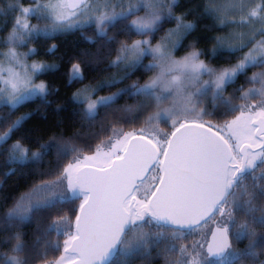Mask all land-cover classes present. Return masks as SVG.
<instances>
[{
	"label": "snow or ice",
	"instance_id": "obj_1",
	"mask_svg": "<svg viewBox=\"0 0 264 264\" xmlns=\"http://www.w3.org/2000/svg\"><path fill=\"white\" fill-rule=\"evenodd\" d=\"M29 2L33 6L0 5V14L18 13L0 42L7 48L0 52V155L11 169L6 176L15 174L14 166L42 165L53 154L56 165L0 219V230L11 232L0 264H135L137 257L153 264V252L164 264H264V0L201 6V18H213L222 31L234 29L214 37L210 52L235 58L224 67L206 63L208 54L195 43L176 58L197 28L174 14L178 0ZM168 22L175 27L160 36ZM86 29L95 38L83 39L96 48L86 55L110 59L109 67L122 72L74 93L88 136H55L36 142L35 151L23 140L9 144L32 114L13 116L27 102L47 103L53 89L39 77L56 67L29 64L37 49L18 48ZM117 29L140 38L119 40L110 34ZM82 63L71 64L70 83L84 82ZM139 70L150 74L145 82L99 95ZM124 97L134 102L120 105ZM75 204L72 216L61 210ZM52 212L32 243H24L15 228Z\"/></svg>",
	"mask_w": 264,
	"mask_h": 264
},
{
	"label": "trees",
	"instance_id": "obj_2",
	"mask_svg": "<svg viewBox=\"0 0 264 264\" xmlns=\"http://www.w3.org/2000/svg\"><path fill=\"white\" fill-rule=\"evenodd\" d=\"M16 2V0H13ZM6 0H0V5H4ZM23 6H33L29 0H19ZM205 3V0H178V7L174 8L175 15H186V22H193L197 24V28L189 36H187L182 44V47L175 53L177 58H180L187 54L189 45L195 43L199 50L204 51L206 54L205 62L211 64L213 67H224L230 63H235V58L228 55H221L213 57L210 55L211 49L215 47L214 37L224 36L226 30H221L223 26L214 21L213 18H201L199 13L201 12V6ZM198 13V15H193ZM18 15L15 12H9L6 15L0 14V42L6 40L14 26V18ZM37 21L32 19L30 23L35 24ZM173 22H168L163 25V30L160 32V36L171 28H174ZM119 29L114 32H110L112 35H117ZM90 36L95 38V31L92 29H86L83 32L77 31L72 33L59 34L53 38H38L26 47L21 46L18 48L20 52H27L28 48L37 49V54L28 59V63L43 62L50 65H55V69L47 73L42 74L39 79L47 83L51 89L52 94L47 98V103L41 102L40 99H36L31 102H27L20 106L13 119L18 116L27 115L31 113V118L25 121L23 127L13 134L9 144L16 140H23L27 146L31 147L33 151L38 150L37 143H47L55 136L63 135L65 138H70L78 132L84 133V136H88L87 125L80 119L77 112L80 109L73 101V95L78 90L82 89L85 85L97 84L107 80L114 74L116 68H110V59L102 61L93 60L86 54L88 52L96 53V48L92 47L86 42L83 37ZM119 40H134L140 37L122 36L117 35ZM158 42V40L156 41ZM55 45L53 49L52 46ZM118 46V45H117ZM114 46V47H117ZM52 49V51H49ZM0 50H7V48L0 43ZM115 58L113 53L112 59ZM83 61L82 68L84 69L85 80L83 83L69 82V69L73 62ZM150 59H145L144 63H150ZM259 71V69H256ZM150 74H146L143 70L137 71L131 80L121 83L118 86L109 89H103L99 94L110 95L113 92L128 86L129 84L139 81L145 82L149 78ZM248 75H252L249 72ZM243 83V78H241ZM239 86V85H238ZM232 89H229L231 93ZM130 98L124 97L119 103L124 105L125 103H133ZM2 114V113H0ZM103 115V113H101ZM141 125L138 123L136 128ZM161 127L165 131H168V127L161 124ZM126 131L133 130L132 127L125 126ZM93 132H98V128H93ZM96 141L88 140V143H95ZM81 147H86L84 143L80 144ZM86 154H91L86 151ZM56 165L55 155H49L42 165L31 164L29 166L15 167V174L6 176L5 173L11 171L6 165L5 156L0 155V219L4 217L6 212L13 206L16 199L25 194L30 188L38 183L41 174L50 171ZM78 207V204L62 206V211L69 216L73 215V210ZM55 212L46 213L42 217H37L35 221L25 222L15 228L24 237V243L31 244L34 234L37 232V228L46 227L50 223V217L55 215ZM2 228V226H0ZM11 235V232H5L0 230V251L7 253L8 247L4 245L3 241L5 237ZM53 240L58 239L55 234L51 237ZM243 248L244 245H239ZM56 255V254H54ZM153 264H164L163 260L156 258V253H152ZM135 264H144L142 258L137 257Z\"/></svg>",
	"mask_w": 264,
	"mask_h": 264
},
{
	"label": "rangeland",
	"instance_id": "obj_3",
	"mask_svg": "<svg viewBox=\"0 0 264 264\" xmlns=\"http://www.w3.org/2000/svg\"><path fill=\"white\" fill-rule=\"evenodd\" d=\"M25 7H27V6H25ZM28 7H29V6H28ZM241 30H244V29H241ZM226 31H227V32L225 33L224 36L228 35L229 32L234 31V29L227 28ZM5 51H7V50H0V52H5ZM176 58H177V57H176ZM177 59H179V58H177ZM34 62H36V61H34ZM34 62H33V63H34ZM4 63H5V65L7 66V61H4ZM30 64H31V63H30ZM121 75H122V72H121L120 70L116 69L115 72H114V74L111 75L107 80H110V79L113 78V77H115V78H119ZM107 80H105V81H107ZM105 81H103V82H101V83L94 84V85H92V86H99V85L103 84ZM99 95H101V96H105L104 94H99Z\"/></svg>",
	"mask_w": 264,
	"mask_h": 264
}]
</instances>
